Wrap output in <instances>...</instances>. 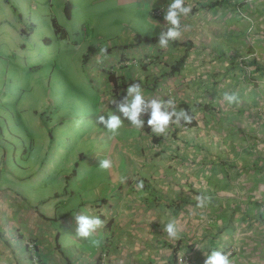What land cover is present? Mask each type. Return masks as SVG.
<instances>
[{
    "label": "crops",
    "instance_id": "obj_1",
    "mask_svg": "<svg viewBox=\"0 0 264 264\" xmlns=\"http://www.w3.org/2000/svg\"><path fill=\"white\" fill-rule=\"evenodd\" d=\"M133 2L142 13L140 30L117 39L107 54L94 49L82 61V79L68 77L61 91L74 86L68 96L77 97L74 82L90 90L77 128L79 157H0V264H33L27 241L40 264H179L178 256L204 264L213 249L231 253L234 264H264V0H185L191 12L181 16V36L166 48L157 40L133 43V36L166 31L151 11L172 0ZM62 10L69 18L70 10ZM22 78L0 76V98L17 88L27 90L26 101L36 93L40 107L55 104L47 76L29 87ZM131 80L145 100L171 98L177 110L185 105L194 124H170L156 135L145 108L142 129L133 127L111 102H123ZM225 92L238 101L229 104ZM109 114L123 121L115 136L97 123ZM102 158L112 167L99 168ZM196 195L210 196L211 204L197 208ZM77 214L105 225L78 238ZM172 218L178 239L163 231Z\"/></svg>",
    "mask_w": 264,
    "mask_h": 264
},
{
    "label": "rangeland",
    "instance_id": "obj_2",
    "mask_svg": "<svg viewBox=\"0 0 264 264\" xmlns=\"http://www.w3.org/2000/svg\"><path fill=\"white\" fill-rule=\"evenodd\" d=\"M65 2L71 6L69 18L62 10ZM118 2L0 0V76L5 75L7 79L10 75L23 76L28 87L32 84L30 80L38 81L39 77L47 76L49 88L57 97L53 106L40 107L38 101L35 102L36 93L26 101L22 97L27 90L6 89L4 97L0 98V157H79L80 151L76 152L75 148L80 147L79 135L83 131L77 132V128L84 120L82 112L86 109L90 90L87 85L74 82L77 97L68 96L75 92L74 86L67 87L66 93L61 91L63 88L66 91L68 77L82 79L85 74L83 58H89L94 49L114 47L117 39L140 30L142 13L136 8L137 4L133 0ZM51 19L60 27L55 32ZM61 29L65 32L62 39L58 34ZM44 38L49 40L48 44L43 42ZM23 45L25 49L21 48ZM55 78H63V81ZM69 81L78 79L70 78ZM26 82L23 88L27 87ZM34 87L30 89L32 92H35ZM31 102L37 106L34 114ZM62 116L67 119H61ZM37 119H41V126ZM81 151L88 153L85 147Z\"/></svg>",
    "mask_w": 264,
    "mask_h": 264
},
{
    "label": "clouds",
    "instance_id": "obj_3",
    "mask_svg": "<svg viewBox=\"0 0 264 264\" xmlns=\"http://www.w3.org/2000/svg\"><path fill=\"white\" fill-rule=\"evenodd\" d=\"M191 12V5L185 6V0H172L168 5L164 14L166 21V31H162L157 38V44L161 48H166L170 41L178 40L181 36V16H187ZM186 27V26H185ZM251 30V29H250ZM101 54H107V48H100ZM131 97V101H128ZM223 99L229 104L238 101V96L235 92H225ZM117 106L123 117L126 118L130 124L136 129H142L144 122L138 117L145 108H150L149 119L147 125L151 131L156 135H163L166 133L170 124L177 126L181 125V121L186 124L192 122V116L189 115L186 109L177 110L174 99L157 100L155 98L145 100L141 85L139 83H132L126 89V95L123 97V102L116 100L111 101ZM164 109V110H162ZM168 109H171L170 111ZM175 117V119H173ZM97 123L103 125L112 136L118 134L122 127L123 121L120 116L109 114L107 118L104 115L97 116ZM99 168L107 170L112 167V160L110 158H102L98 164ZM143 180H138L136 183L137 190L143 189ZM196 201L197 208H204L211 204L212 198L207 195H196L193 197ZM77 227L75 228V235L78 238L87 239L92 236L97 228L103 227L105 221L99 217H89L83 214H77L74 217ZM163 231L171 239L179 238V230L177 222L174 218L170 219L163 227ZM94 243H98L94 241ZM231 253H223L219 250H211L204 260V264H234L230 259Z\"/></svg>",
    "mask_w": 264,
    "mask_h": 264
},
{
    "label": "built area",
    "instance_id": "obj_4",
    "mask_svg": "<svg viewBox=\"0 0 264 264\" xmlns=\"http://www.w3.org/2000/svg\"><path fill=\"white\" fill-rule=\"evenodd\" d=\"M168 5L169 3L160 4L151 11V15L154 19L163 20L165 28H167V25H166V21L164 20V14L166 12ZM26 250L29 253V255L32 257L33 264H40L39 261L36 260V248H35V244L33 241L26 242ZM176 260H177V263L179 264H186V259L184 257L178 256L176 257Z\"/></svg>",
    "mask_w": 264,
    "mask_h": 264
},
{
    "label": "trees",
    "instance_id": "obj_5",
    "mask_svg": "<svg viewBox=\"0 0 264 264\" xmlns=\"http://www.w3.org/2000/svg\"><path fill=\"white\" fill-rule=\"evenodd\" d=\"M69 8H70L69 3H68V2H65V4H64V10H65L66 13H68ZM52 25H53V27H55V28H53L54 32H55L58 28H60L59 25L57 24V22H55L54 19H53V21H52ZM58 34L60 35V38H61V39L65 36V32H64L62 29H61V31H60ZM157 38H158V37H152V38H149V39H145L144 37H141L140 35L136 34V35L133 36V43L138 42V40H140V41H141V40H145V41H156ZM45 41H47V40H45ZM83 59H84V58H83ZM181 61H182V58H178V59L175 61L174 65L172 66V69H175L176 66H178V65L181 63ZM109 76H111V77H109V79H110L111 81H113L112 75H109ZM129 83L132 84V83H137V82H136V80H131V81H129ZM182 108H183V109H186V110L188 111V108H187L185 105H182ZM188 113H189V111H188ZM189 115H190V113H189ZM190 116H192V115H190ZM181 123L186 124V123H184L183 121H181ZM193 124H194V119H192V122H191L190 124H186V125H193Z\"/></svg>",
    "mask_w": 264,
    "mask_h": 264
}]
</instances>
